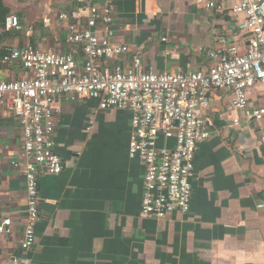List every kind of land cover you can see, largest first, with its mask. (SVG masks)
I'll return each instance as SVG.
<instances>
[{
  "label": "crops",
  "instance_id": "1",
  "mask_svg": "<svg viewBox=\"0 0 264 264\" xmlns=\"http://www.w3.org/2000/svg\"><path fill=\"white\" fill-rule=\"evenodd\" d=\"M90 1L112 9V41L139 52L145 71H207L222 38L245 52L244 17L232 14L230 0H216L222 12L199 0ZM78 8L66 1L0 0V59L10 48L32 45L75 50L82 61L83 52L67 41L69 22L59 20ZM11 15L22 30L5 28ZM130 53L116 63L129 68ZM27 75L19 63H0V81ZM230 97L211 92L210 136L195 154L191 210L165 219L141 213L145 167L129 157L132 113L101 111L97 100L75 95L59 97L56 152L63 170L39 176L37 242L26 252L25 169L12 165L21 157L24 135L12 116L0 112V216L13 223L10 235H0V264L14 258L26 264H264V121L232 127L238 113ZM250 100L264 107V84L251 90Z\"/></svg>",
  "mask_w": 264,
  "mask_h": 264
},
{
  "label": "built area",
  "instance_id": "2",
  "mask_svg": "<svg viewBox=\"0 0 264 264\" xmlns=\"http://www.w3.org/2000/svg\"><path fill=\"white\" fill-rule=\"evenodd\" d=\"M51 1L79 5L61 13L59 20L69 22L67 41L83 52V60H77L75 50L62 53L32 45L10 48L0 59L2 65L19 63L29 74L0 81V112L12 116L24 135L21 157L12 162L25 169L27 218L22 250L29 251L37 242L39 176H56L63 170L56 152L54 108L61 96L97 100L101 111H130L129 157L140 159L145 167L142 215L165 219L176 212L188 214L198 143L210 136L211 92L230 93L229 105L238 113L232 127L264 121V107L250 100L251 90L264 84V0H230L232 14L244 17L239 25L247 33L244 53L222 38V47L210 52L212 64L207 71L174 74L143 70L139 52L130 53L128 46L112 41L114 16L109 6L93 5L90 0ZM199 1H206L208 10L224 11L216 0ZM4 25L8 31L22 30L16 15L7 17ZM129 53L130 66L125 69L116 62ZM94 123L89 121L88 130ZM260 143L264 145V135ZM12 226L11 218L0 216V235H10ZM10 264L26 263L14 258Z\"/></svg>",
  "mask_w": 264,
  "mask_h": 264
}]
</instances>
